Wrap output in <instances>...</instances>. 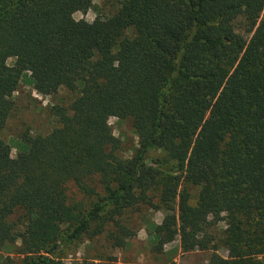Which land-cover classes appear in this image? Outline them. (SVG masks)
<instances>
[{
  "label": "trees",
  "instance_id": "16d2710c",
  "mask_svg": "<svg viewBox=\"0 0 264 264\" xmlns=\"http://www.w3.org/2000/svg\"><path fill=\"white\" fill-rule=\"evenodd\" d=\"M90 5L0 0V130L23 73L35 92L67 96L14 157L0 138V249L19 253L0 264H65L59 244L104 227L130 237L121 219L143 207L165 212L159 245L178 237L182 251H211L208 264H264V0H118L72 18ZM111 114L134 128L128 157Z\"/></svg>",
  "mask_w": 264,
  "mask_h": 264
},
{
  "label": "rangeland",
  "instance_id": "374dc122",
  "mask_svg": "<svg viewBox=\"0 0 264 264\" xmlns=\"http://www.w3.org/2000/svg\"><path fill=\"white\" fill-rule=\"evenodd\" d=\"M118 0H91L90 8L81 13L72 14L74 20L90 22L97 15H107L116 8ZM234 30L244 38L245 33L240 19L234 22ZM7 64H11L7 61ZM67 99L64 93L58 91L54 95L47 92L39 94L34 91L28 78V73H23L18 81L16 90L10 96L11 113L0 138L10 147V155L15 156L18 138L22 132L34 136L45 134L54 127V121L48 110L52 103ZM108 125L112 135L118 140V152L124 157L131 155L136 146V135L130 120L118 119L114 114L108 118ZM159 152L150 150L146 158L153 159ZM192 195L195 190L189 188ZM165 212L161 208L152 210L146 207L138 212H127L121 219L122 224L131 232L130 237H124L114 232V228L104 227L101 231L89 238L80 235L70 242L59 244L55 258L65 264H75L84 261L88 264H208L211 251L190 250L182 251L178 237L169 243L159 245L153 235V228L159 224ZM18 256L14 250L0 249V254ZM217 254L224 257L225 251L220 249Z\"/></svg>",
  "mask_w": 264,
  "mask_h": 264
}]
</instances>
